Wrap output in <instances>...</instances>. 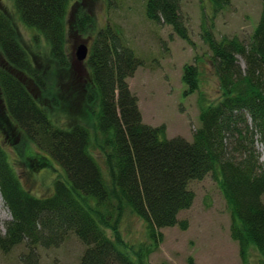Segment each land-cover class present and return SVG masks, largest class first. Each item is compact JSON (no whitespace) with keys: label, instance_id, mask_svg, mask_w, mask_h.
<instances>
[{"label":"trees","instance_id":"1","mask_svg":"<svg viewBox=\"0 0 264 264\" xmlns=\"http://www.w3.org/2000/svg\"><path fill=\"white\" fill-rule=\"evenodd\" d=\"M13 1L20 21L43 37L58 68L69 69L67 16L75 0ZM199 1L209 2L215 13L231 2ZM145 12L150 21L170 26L190 43L180 0H146ZM92 24L91 15L81 11L78 31L84 34ZM17 35L0 10V125L7 132L16 130L19 143L12 147L26 164L35 161L34 168H46L52 159L63 173L52 195L38 198L23 188L0 143V195L11 217L0 231V251L25 244L23 260L35 264L38 247H56L73 234L85 247L81 264H150L164 240L162 229H187L178 215L194 202L188 183L212 174L230 212V236L242 264H250L251 251L259 256L256 264H264V0L248 43L237 37L217 40L211 30L203 31L221 96L209 105L200 99V127L190 142L168 139L164 125L143 123L127 83L142 61L118 27L99 30L86 58L89 79L83 88L87 105H95L93 132L78 122L66 127L52 120L32 87L48 99L47 80ZM199 74L196 65L184 66L185 96L198 90ZM28 143L48 157L35 158L29 150L24 154ZM92 148L102 155L105 170ZM126 213L144 221L146 242L134 246L124 241ZM188 264L195 262L189 258Z\"/></svg>","mask_w":264,"mask_h":264},{"label":"rangeland","instance_id":"2","mask_svg":"<svg viewBox=\"0 0 264 264\" xmlns=\"http://www.w3.org/2000/svg\"><path fill=\"white\" fill-rule=\"evenodd\" d=\"M145 4L146 0L72 1L67 16L66 39L70 68L61 70L51 58L43 37L20 21L14 1L0 0V10L14 24L20 44L29 53L38 73L47 80L50 91L48 99L41 98V93L35 91L33 84L32 87L57 125L69 127L78 122L92 131L90 112L95 105H87L83 88L89 79L88 66L86 60L78 62L76 51L81 45H86L89 54L98 31L111 26L122 31L125 44L142 61V66L127 79V83L138 100L143 123L152 127L164 125L168 139L182 137L189 142L192 140L194 131L200 127V99L209 105L215 104L221 96L209 58L211 53L202 39L203 31L211 30L217 40L237 37L248 43L259 22L262 0H231L230 5L217 13L207 1L180 0L181 15L191 44L179 38L170 26L150 21L146 16ZM81 11L90 14L93 20L84 34L76 28ZM239 62L243 66L240 58ZM187 64L196 65L200 74L198 90L185 96L187 86L182 82V76ZM52 100H55V105ZM2 116L0 109V118ZM1 127L6 126L0 125V143L23 188L38 198L50 197L54 181L63 173L61 166L52 159L46 168H34L35 161L26 164L12 147L13 142L19 143L16 130L11 128L13 132L8 130V133ZM26 148L24 154L29 150L35 158L48 157L31 143ZM92 153L105 170L99 150L92 148ZM188 188L194 193V202L178 215L179 221L187 223V229L182 230L180 226L162 229L164 240L150 256L149 263L188 264V259L192 258L195 264H242L238 244L230 236V212L212 174L202 180L190 181ZM262 200L264 202V196ZM10 218L0 195L2 233L5 231L4 224ZM121 224L122 236L128 245L137 246L146 242L144 221L126 213ZM84 249L75 235L68 234L56 247H38L35 250L38 256L35 264H81ZM27 254L25 244L7 253L0 251V264H26L23 259ZM258 258V254L251 251L250 264H256Z\"/></svg>","mask_w":264,"mask_h":264},{"label":"water","instance_id":"3","mask_svg":"<svg viewBox=\"0 0 264 264\" xmlns=\"http://www.w3.org/2000/svg\"><path fill=\"white\" fill-rule=\"evenodd\" d=\"M88 56V48L86 45H81L76 51V57L79 63H82L86 60Z\"/></svg>","mask_w":264,"mask_h":264}]
</instances>
